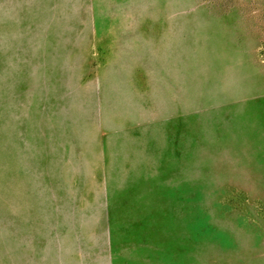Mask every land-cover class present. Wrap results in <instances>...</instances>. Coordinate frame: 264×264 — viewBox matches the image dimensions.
<instances>
[{
  "label": "rangeland",
  "instance_id": "374dc122",
  "mask_svg": "<svg viewBox=\"0 0 264 264\" xmlns=\"http://www.w3.org/2000/svg\"><path fill=\"white\" fill-rule=\"evenodd\" d=\"M0 264H264V0H0Z\"/></svg>",
  "mask_w": 264,
  "mask_h": 264
}]
</instances>
